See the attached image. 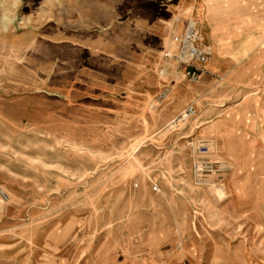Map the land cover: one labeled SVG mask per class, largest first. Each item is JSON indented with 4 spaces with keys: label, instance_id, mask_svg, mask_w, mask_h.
I'll use <instances>...</instances> for the list:
<instances>
[{
    "label": "rangeland",
    "instance_id": "rangeland-1",
    "mask_svg": "<svg viewBox=\"0 0 264 264\" xmlns=\"http://www.w3.org/2000/svg\"><path fill=\"white\" fill-rule=\"evenodd\" d=\"M187 11L219 70L175 129ZM0 187V264H264V0H0Z\"/></svg>",
    "mask_w": 264,
    "mask_h": 264
},
{
    "label": "crops",
    "instance_id": "crops-1",
    "mask_svg": "<svg viewBox=\"0 0 264 264\" xmlns=\"http://www.w3.org/2000/svg\"><path fill=\"white\" fill-rule=\"evenodd\" d=\"M184 14H186V19H189L191 16L190 11L178 15L175 14L176 16L168 26L167 39H164L163 49L157 57V61L158 59L159 61L155 68L158 83L152 92L146 93V104L148 105L151 101L157 103L156 108H160L161 111L166 112V119L173 117L180 113L187 105L194 103L197 96L195 84L187 80L182 67L175 59L177 48L173 43V37L179 35L184 30L185 22L180 19ZM207 69L211 74L219 70L214 61L207 62Z\"/></svg>",
    "mask_w": 264,
    "mask_h": 264
},
{
    "label": "built area",
    "instance_id": "built-area-1",
    "mask_svg": "<svg viewBox=\"0 0 264 264\" xmlns=\"http://www.w3.org/2000/svg\"><path fill=\"white\" fill-rule=\"evenodd\" d=\"M204 36L196 26L193 20L187 24L182 36L173 37V43L177 48L175 59L184 69V75L192 83L200 80L205 71L204 65L207 63L210 50L202 46ZM197 115V107L194 103L187 105L175 118L170 122L172 128L178 129L180 125L187 124ZM8 198L6 191L0 187V202Z\"/></svg>",
    "mask_w": 264,
    "mask_h": 264
}]
</instances>
